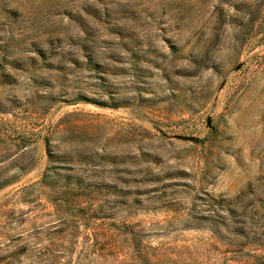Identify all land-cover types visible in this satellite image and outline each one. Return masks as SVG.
I'll return each instance as SVG.
<instances>
[{"label":"rangeland","instance_id":"1","mask_svg":"<svg viewBox=\"0 0 264 264\" xmlns=\"http://www.w3.org/2000/svg\"><path fill=\"white\" fill-rule=\"evenodd\" d=\"M0 264H264V0H0Z\"/></svg>","mask_w":264,"mask_h":264}]
</instances>
